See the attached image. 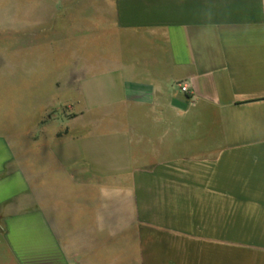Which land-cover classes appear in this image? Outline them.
Segmentation results:
<instances>
[{"label":"crops","instance_id":"obj_1","mask_svg":"<svg viewBox=\"0 0 264 264\" xmlns=\"http://www.w3.org/2000/svg\"><path fill=\"white\" fill-rule=\"evenodd\" d=\"M95 13L97 111L0 102V264H264V0Z\"/></svg>","mask_w":264,"mask_h":264},{"label":"rangeland","instance_id":"obj_2","mask_svg":"<svg viewBox=\"0 0 264 264\" xmlns=\"http://www.w3.org/2000/svg\"><path fill=\"white\" fill-rule=\"evenodd\" d=\"M95 12L97 0H0V102L12 128L21 113L30 131L43 110L35 99L54 100L49 118L66 112L64 100L97 111Z\"/></svg>","mask_w":264,"mask_h":264},{"label":"built area","instance_id":"obj_3","mask_svg":"<svg viewBox=\"0 0 264 264\" xmlns=\"http://www.w3.org/2000/svg\"><path fill=\"white\" fill-rule=\"evenodd\" d=\"M179 87H180V90L182 92H186L187 91V86L184 83H182L181 85H179Z\"/></svg>","mask_w":264,"mask_h":264}]
</instances>
